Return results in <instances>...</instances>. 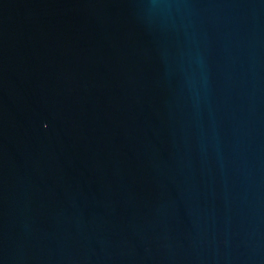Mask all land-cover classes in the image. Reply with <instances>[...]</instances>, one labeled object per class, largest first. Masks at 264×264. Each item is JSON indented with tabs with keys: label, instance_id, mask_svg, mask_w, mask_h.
I'll use <instances>...</instances> for the list:
<instances>
[{
	"label": "water",
	"instance_id": "water-1",
	"mask_svg": "<svg viewBox=\"0 0 264 264\" xmlns=\"http://www.w3.org/2000/svg\"><path fill=\"white\" fill-rule=\"evenodd\" d=\"M0 264H264V0H0Z\"/></svg>",
	"mask_w": 264,
	"mask_h": 264
}]
</instances>
